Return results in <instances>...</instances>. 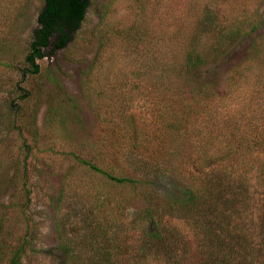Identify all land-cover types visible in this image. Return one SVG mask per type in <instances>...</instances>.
Here are the masks:
<instances>
[{
	"label": "rangeland",
	"instance_id": "1",
	"mask_svg": "<svg viewBox=\"0 0 264 264\" xmlns=\"http://www.w3.org/2000/svg\"><path fill=\"white\" fill-rule=\"evenodd\" d=\"M41 5L0 0V264L26 226L30 247L20 264H64L63 244L90 263L86 215L92 205L113 212L119 200L82 160L116 177L135 163L155 170L154 161L193 175L189 160L203 147L192 144L217 140L228 145L215 157L225 169L246 159L264 167V0H89L66 46L37 60L36 75L22 74ZM109 24L120 37L105 42ZM191 50L200 57L193 72L170 75ZM255 164L246 174L260 184L248 190L247 206L260 228L264 180ZM165 190L159 182L151 191L160 202ZM142 205L125 199L121 217Z\"/></svg>",
	"mask_w": 264,
	"mask_h": 264
},
{
	"label": "trees",
	"instance_id": "2",
	"mask_svg": "<svg viewBox=\"0 0 264 264\" xmlns=\"http://www.w3.org/2000/svg\"><path fill=\"white\" fill-rule=\"evenodd\" d=\"M88 3L89 0H42L22 60V74L36 75L39 72L37 60L66 46L78 29ZM112 36L120 37L109 24L100 34V39L106 42L112 40ZM49 47L50 52L45 54ZM175 56L170 57L172 64ZM198 59L199 54L191 50L178 68L169 67L170 75L191 74L198 65ZM96 65V59H93L88 70H94ZM125 138L127 148L133 149L135 140L132 134L127 133ZM207 140L212 138L208 136ZM204 145L192 144L195 148L203 147L198 148V152L195 149L197 156L194 152V157L189 160L192 167H198L193 175L174 172L172 166L165 169L154 161L152 166L155 170L148 169L144 163H135L129 169L130 174L116 177L86 160L80 161L109 181L119 200L113 212L105 214L104 210L98 207L95 210L92 205L94 213L86 215L91 226L90 234L85 235L88 236L85 243L88 242L90 251L86 257L89 264H264V225L255 228L253 206H247L253 197L248 190L260 181L256 182V178L251 183L246 174L252 168L251 164L256 163L254 172L264 180L263 165L260 161L246 159L241 167L234 169L232 166L227 170L215 157L226 153L228 145L217 140ZM210 149L215 156L210 154ZM159 182L167 187L160 202L161 197L155 198L158 193L151 191ZM124 186L128 187L127 192L123 190ZM103 195L102 204L109 203L110 195ZM131 197H139L143 205L122 218V210L119 211L122 202ZM248 217L250 220L244 221ZM258 219L264 224V213ZM25 229L19 247L13 250L7 264H20L21 256L29 249V230L27 226ZM99 243L103 244L101 249H98ZM58 249L66 253L64 264H86L85 260L81 261L80 254H71L73 250L68 244L60 245Z\"/></svg>",
	"mask_w": 264,
	"mask_h": 264
}]
</instances>
